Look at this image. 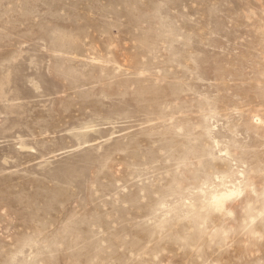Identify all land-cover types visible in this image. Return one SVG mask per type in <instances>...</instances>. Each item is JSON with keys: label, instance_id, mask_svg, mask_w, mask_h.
<instances>
[{"label": "rangeland", "instance_id": "1", "mask_svg": "<svg viewBox=\"0 0 264 264\" xmlns=\"http://www.w3.org/2000/svg\"><path fill=\"white\" fill-rule=\"evenodd\" d=\"M0 264H264V0H0Z\"/></svg>", "mask_w": 264, "mask_h": 264}]
</instances>
